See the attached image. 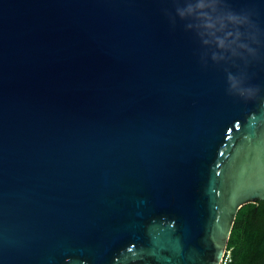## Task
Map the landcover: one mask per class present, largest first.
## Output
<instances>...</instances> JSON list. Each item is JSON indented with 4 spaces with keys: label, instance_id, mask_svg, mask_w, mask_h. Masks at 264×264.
<instances>
[{
    "label": "water",
    "instance_id": "95a60500",
    "mask_svg": "<svg viewBox=\"0 0 264 264\" xmlns=\"http://www.w3.org/2000/svg\"><path fill=\"white\" fill-rule=\"evenodd\" d=\"M257 200L264 0H0V264H221Z\"/></svg>",
    "mask_w": 264,
    "mask_h": 264
},
{
    "label": "trees",
    "instance_id": "16d2710c",
    "mask_svg": "<svg viewBox=\"0 0 264 264\" xmlns=\"http://www.w3.org/2000/svg\"><path fill=\"white\" fill-rule=\"evenodd\" d=\"M227 249V264H264V200L240 208Z\"/></svg>",
    "mask_w": 264,
    "mask_h": 264
},
{
    "label": "bare ground",
    "instance_id": "6f19581e",
    "mask_svg": "<svg viewBox=\"0 0 264 264\" xmlns=\"http://www.w3.org/2000/svg\"><path fill=\"white\" fill-rule=\"evenodd\" d=\"M228 251H230V250L226 249V253L224 255V258H223L221 264H227L231 260V257L230 258H226ZM230 255H231V251H230Z\"/></svg>",
    "mask_w": 264,
    "mask_h": 264
},
{
    "label": "clouds",
    "instance_id": "9594fccd",
    "mask_svg": "<svg viewBox=\"0 0 264 264\" xmlns=\"http://www.w3.org/2000/svg\"><path fill=\"white\" fill-rule=\"evenodd\" d=\"M232 88H238V84L236 82H233V84L231 85Z\"/></svg>",
    "mask_w": 264,
    "mask_h": 264
},
{
    "label": "built area",
    "instance_id": "2783aa9c",
    "mask_svg": "<svg viewBox=\"0 0 264 264\" xmlns=\"http://www.w3.org/2000/svg\"><path fill=\"white\" fill-rule=\"evenodd\" d=\"M226 258H230V251H228Z\"/></svg>",
    "mask_w": 264,
    "mask_h": 264
},
{
    "label": "flooded vegetation",
    "instance_id": "af4514ba",
    "mask_svg": "<svg viewBox=\"0 0 264 264\" xmlns=\"http://www.w3.org/2000/svg\"><path fill=\"white\" fill-rule=\"evenodd\" d=\"M256 203V202H255Z\"/></svg>",
    "mask_w": 264,
    "mask_h": 264
}]
</instances>
